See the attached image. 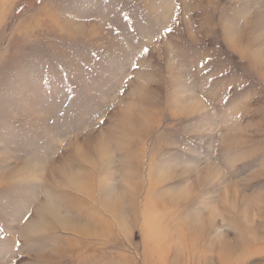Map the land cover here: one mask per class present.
Segmentation results:
<instances>
[{"label": "rangeland", "instance_id": "rangeland-1", "mask_svg": "<svg viewBox=\"0 0 264 264\" xmlns=\"http://www.w3.org/2000/svg\"><path fill=\"white\" fill-rule=\"evenodd\" d=\"M0 264H264V0H0Z\"/></svg>", "mask_w": 264, "mask_h": 264}]
</instances>
